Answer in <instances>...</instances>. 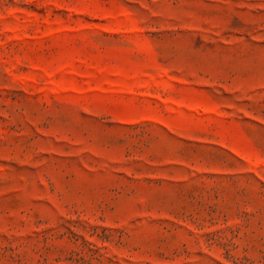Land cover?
I'll return each instance as SVG.
<instances>
[{"label":"rangeland","instance_id":"obj_1","mask_svg":"<svg viewBox=\"0 0 264 264\" xmlns=\"http://www.w3.org/2000/svg\"><path fill=\"white\" fill-rule=\"evenodd\" d=\"M0 264H264V0H0Z\"/></svg>","mask_w":264,"mask_h":264}]
</instances>
